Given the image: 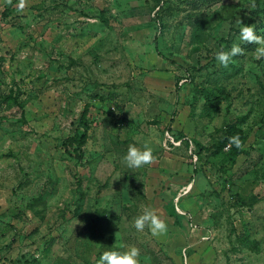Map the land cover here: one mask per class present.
<instances>
[{"label":"rangeland","instance_id":"374dc122","mask_svg":"<svg viewBox=\"0 0 264 264\" xmlns=\"http://www.w3.org/2000/svg\"><path fill=\"white\" fill-rule=\"evenodd\" d=\"M240 21L264 36V0H0V264H264V57ZM130 144L155 159L128 168ZM145 206L165 233L134 227Z\"/></svg>","mask_w":264,"mask_h":264},{"label":"clouds","instance_id":"9594fccd","mask_svg":"<svg viewBox=\"0 0 264 264\" xmlns=\"http://www.w3.org/2000/svg\"><path fill=\"white\" fill-rule=\"evenodd\" d=\"M240 24V40L259 45L255 50L256 58L259 59L264 57V36L257 34L253 24L245 25L241 23V21ZM243 52L244 49L242 47L238 44H233L228 51L221 49L216 52L215 58L221 65L227 67L233 57L241 55ZM230 141L237 147L240 146V140L238 137H231ZM123 159L128 168L139 169L150 164L155 157L151 147L145 146L139 148L135 144H130ZM146 225H148L153 236L161 235L167 231L166 222L160 219L155 212L147 206L144 207L142 214L138 215L134 220V227L138 231H143ZM139 256L140 249L135 246L130 247L124 252L119 250L105 251L101 254L98 264H139Z\"/></svg>","mask_w":264,"mask_h":264},{"label":"crops","instance_id":"0c3cea01","mask_svg":"<svg viewBox=\"0 0 264 264\" xmlns=\"http://www.w3.org/2000/svg\"><path fill=\"white\" fill-rule=\"evenodd\" d=\"M193 188H194V184L190 186L189 191L194 190ZM171 204H173V202ZM182 213L185 214L184 211L179 210V208L174 207V210H173V208L171 207V209H170V215H173V216L178 215L179 216V214H182ZM192 229H194V231H193V234H191L192 235L191 239H193V240L195 239V236L197 235L195 233V230H199L198 237L195 241H196V243H198V245L203 246V244L206 242L207 238L209 237V235L205 234V232H202V230H205L204 227H202L200 225L199 226L195 225L192 227ZM193 244H195V242H193ZM195 248H198V246L197 245L196 246L194 245L192 247L188 246V248L185 249L186 250L185 255H186L187 260L188 259H189V261L192 260L193 254L196 253V251H197Z\"/></svg>","mask_w":264,"mask_h":264},{"label":"trees","instance_id":"16d2710c","mask_svg":"<svg viewBox=\"0 0 264 264\" xmlns=\"http://www.w3.org/2000/svg\"><path fill=\"white\" fill-rule=\"evenodd\" d=\"M5 96L3 97V102L5 101ZM230 138H231V133H227V135H226V140L222 143L223 144V147L224 146H226L228 143H227V141H230ZM71 142H73L74 141V139H71L70 140ZM70 142V143H71ZM195 146H196V152L197 153H201V146L199 145V143L198 142H195ZM239 152L240 151H236V152H234L233 154H232V157H227V158H223L224 160L223 161H225L224 163H221L222 164V166L223 165H226L228 162H230V163H233L234 162V159H235V157H236V155H238L239 154ZM219 153V152H218ZM173 208V210H174V207H172Z\"/></svg>","mask_w":264,"mask_h":264},{"label":"built area","instance_id":"2783aa9c","mask_svg":"<svg viewBox=\"0 0 264 264\" xmlns=\"http://www.w3.org/2000/svg\"><path fill=\"white\" fill-rule=\"evenodd\" d=\"M5 91L3 90V88L0 86V110H1V107L3 105V97L5 96Z\"/></svg>","mask_w":264,"mask_h":264}]
</instances>
